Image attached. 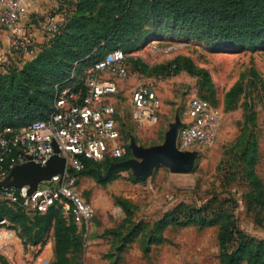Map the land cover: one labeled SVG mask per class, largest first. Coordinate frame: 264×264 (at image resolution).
<instances>
[{"label": "rangeland", "instance_id": "obj_1", "mask_svg": "<svg viewBox=\"0 0 264 264\" xmlns=\"http://www.w3.org/2000/svg\"><path fill=\"white\" fill-rule=\"evenodd\" d=\"M61 2L44 0L41 3L46 8L26 16L25 45L22 49L0 47L4 64L23 67L35 59L71 14L72 8L61 7ZM154 29L148 27L146 36L129 50L118 48L125 54L128 75L117 80V91L108 100L116 107L123 140L128 144L132 135L139 145L162 143L176 113L181 115L195 94L222 110L218 134L212 144L194 149L198 155L189 173H172L159 166L144 181L135 179L129 169L117 170L106 180L99 176L107 168L97 177L78 175L76 191L94 206L95 216L84 235L71 217L60 211L68 225L76 226L79 247L69 254L75 264H219L218 229L225 218L235 222L244 235L264 239V210L254 204L248 207L247 181L230 149L243 128L246 113L252 110L257 138L254 172L264 184V38L253 44L220 48L183 29ZM178 56L187 57L207 75L171 70ZM90 66L74 63L64 83L81 86ZM155 66L163 68L157 71ZM237 81H241L244 92L235 107L227 110V93ZM140 82L149 83L157 94L159 117L155 124L138 126L131 117V93ZM61 85L53 84L54 93ZM115 197L133 205L129 218ZM13 209L18 217H5L6 226L14 231L11 256L0 253V264H49L54 255L52 226L36 234V229L29 231L23 225V221L29 225L31 219L49 208L30 215ZM174 217L176 223L157 230L160 220Z\"/></svg>", "mask_w": 264, "mask_h": 264}, {"label": "trees", "instance_id": "obj_2", "mask_svg": "<svg viewBox=\"0 0 264 264\" xmlns=\"http://www.w3.org/2000/svg\"><path fill=\"white\" fill-rule=\"evenodd\" d=\"M65 6L72 8L71 14L35 59L23 67L0 64V131L46 117L56 93L53 84L61 83L59 88L67 86L64 82L74 63L92 65L112 50H129L139 38L146 36L148 27H154V32L166 26L183 29L186 34L205 38L220 48L245 42L253 44L264 38V0H62L61 7ZM174 62L177 63L174 69H169L175 72L185 69L190 74L207 75L187 57L178 56ZM162 68L154 67L157 71ZM261 88L264 91L263 83ZM243 92L241 81H237L227 93L225 109H233ZM254 126V113L250 110L230 149L247 181L248 207L254 204L264 210V184L254 172L257 162ZM130 155L127 144V155L121 159L106 158L100 162L82 159L83 168L78 175L97 177L112 161L127 159ZM115 201L129 218L133 205L122 197H115ZM13 208L21 211L2 203L0 219H16L19 214ZM48 208L46 213L31 219L29 225L24 221L23 225L29 231L36 229V234L52 226L54 255L49 264H75L69 254L79 247L76 226L68 225L58 208ZM200 220L204 221L202 217ZM176 222V217L163 218L157 230ZM218 241L219 264H264V239L244 235L229 218L219 225Z\"/></svg>", "mask_w": 264, "mask_h": 264}, {"label": "built area", "instance_id": "obj_3", "mask_svg": "<svg viewBox=\"0 0 264 264\" xmlns=\"http://www.w3.org/2000/svg\"><path fill=\"white\" fill-rule=\"evenodd\" d=\"M44 0H0V27L10 35V45L22 49L25 45L24 20L31 8ZM0 64H4L0 57ZM128 75L125 54L112 50L92 64L79 87L57 88L49 114L18 128L4 127L0 131V180L28 157L44 163L55 154L65 158L64 170L50 180L41 182L31 193L27 186L0 189V205L7 203L30 215L48 207L58 208L70 216L86 235L95 208L76 191L82 159L96 162L121 159L127 153L116 118V107L108 100L117 91V80ZM131 117L138 126L158 122L159 100L154 88L140 82L131 93ZM222 119V110L208 99L192 95L180 115L176 146L194 150L215 140ZM0 219V253L11 256L14 231Z\"/></svg>", "mask_w": 264, "mask_h": 264}, {"label": "water", "instance_id": "obj_4", "mask_svg": "<svg viewBox=\"0 0 264 264\" xmlns=\"http://www.w3.org/2000/svg\"><path fill=\"white\" fill-rule=\"evenodd\" d=\"M180 125V115L176 113L174 121L169 124L164 140L160 144L139 145L135 137L131 135L128 146L132 156L127 159L112 161L99 178L106 180L117 170L129 169L135 179L144 181L159 166L167 168L172 173H189L198 153L195 150H180L177 148L176 137ZM52 144L55 150L54 155L44 163L35 162L31 157H28L24 163L15 165L0 180V189L27 186V193L31 194L39 183L61 174L64 170L65 158L57 154L58 149L55 142Z\"/></svg>", "mask_w": 264, "mask_h": 264}, {"label": "crops", "instance_id": "obj_5", "mask_svg": "<svg viewBox=\"0 0 264 264\" xmlns=\"http://www.w3.org/2000/svg\"><path fill=\"white\" fill-rule=\"evenodd\" d=\"M44 8H46L44 4H42L41 6L39 4L35 5L31 8L28 14H30V12H37L38 9L42 10ZM9 45H10V35L3 28L0 27V47L7 48L9 47Z\"/></svg>", "mask_w": 264, "mask_h": 264}]
</instances>
